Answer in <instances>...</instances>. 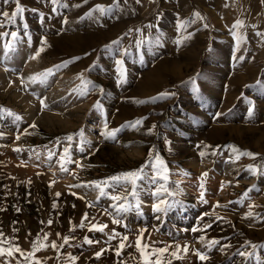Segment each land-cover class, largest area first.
<instances>
[{
	"label": "rangeland",
	"instance_id": "obj_1",
	"mask_svg": "<svg viewBox=\"0 0 264 264\" xmlns=\"http://www.w3.org/2000/svg\"><path fill=\"white\" fill-rule=\"evenodd\" d=\"M19 3L0 16V247L26 248L0 264H144L141 231L162 264H264V0ZM157 156L168 180L153 183ZM139 170L135 195L112 179Z\"/></svg>",
	"mask_w": 264,
	"mask_h": 264
},
{
	"label": "snow or ice",
	"instance_id": "obj_2",
	"mask_svg": "<svg viewBox=\"0 0 264 264\" xmlns=\"http://www.w3.org/2000/svg\"><path fill=\"white\" fill-rule=\"evenodd\" d=\"M14 2L16 4V8H15V10L11 14L9 12H7V11L0 12V16H3L4 18L11 17V20L13 22L15 21L17 15H22L25 12V9L19 3V0H14ZM85 2H86V0H85ZM137 2H139V0H137ZM4 3L5 4L9 3V0H4ZM51 3L53 5H55V4L59 3V0H51ZM117 3H118V0H117ZM78 6L79 5H77V7ZM96 10L100 11L101 13L105 12V8L102 7V6H100V5H97L96 6ZM32 11L35 12L37 10L36 9H33ZM53 11H55V8H53ZM40 15H41V17L43 16L42 13ZM194 15H195V17H197L199 19H203V17H201V14L199 12H195ZM241 25H242V21H237L235 26H241ZM180 26L182 27L183 25L181 24ZM0 27H3V24H0ZM204 27L207 28L208 25L205 24ZM8 35H9V33H7V32L0 33V36H8ZM10 35L13 38H15L17 36V33L16 32H11ZM259 35H264V34H259ZM41 43L42 44H46L47 41L44 40V41H41ZM113 43H116V42L114 41ZM105 47H108V46H105ZM42 51H44V48L43 47L36 53V55L39 56L40 52H42ZM117 63H120V61H117ZM56 67L59 68L60 65H57ZM49 74H51V70H48V72L45 73L44 76L46 77ZM161 95H168V93H163ZM153 99H155V98H153ZM41 103L43 104V101H41ZM141 103H143V102L141 101ZM251 114H252V112L250 110L249 111V115H251ZM17 119H20V118L17 117ZM141 122H142L141 120H136V121L130 123L129 125H127V126H129V127H135L136 125H139ZM32 127H35V125H32ZM116 131H119V129L113 130L111 132H108V133H106V135L109 136V137H115ZM81 135H82V133H81ZM17 139H19V137H17ZM68 139L71 140L72 137L69 136ZM232 150L234 152H239V150L236 149L235 146H232ZM17 151H19V149H17ZM65 152H67V149H65ZM51 155L52 154L50 153L49 156L51 157ZM200 155L203 156L204 153L201 152ZM239 155H247V156H251V157H254L255 156V154L254 153H251V152H239ZM155 159H156V164L153 165V167H157V173H156V176L152 177V182L155 183L157 177H160L163 180L167 181L168 180V176L166 174L167 173V168L164 167L163 161L158 156ZM67 170H68L67 168H64L62 166V171H67ZM141 171L142 170L127 172V173L123 174L122 177H113L112 179H114V180L124 179L126 181H129L131 183V186H132V189H133V191L131 192V195H135L136 181L141 178ZM252 171L255 174V169H252ZM202 176H207V173H203ZM96 186L99 187V185H96ZM201 188H203V184H201ZM161 190H163L164 192H168V189L166 187H164V185H161L160 188H158L156 190V192L153 193V195H157V196L160 195ZM168 194L169 195H173V193H171V192H168ZM57 195H59V193H57ZM101 195H104L103 191H101ZM203 195H204V193L201 192V194H200L201 199H203ZM112 199L113 200H119V199H121V197L120 196H113ZM166 203H167L166 201L161 200L159 203L153 204L152 205L153 210L155 212L166 211L167 209L162 207V205H164ZM53 207H55V205H53ZM120 207L121 208H124L123 205H121ZM124 210L126 211L127 209H124ZM249 215H251V213ZM83 219H87V216H85ZM48 223L51 224L52 221L49 220ZM113 223L119 224L120 221L114 219L113 220ZM84 226L85 225H84L83 220H82L81 221V224L79 225V227L83 228ZM106 227H107V225H92V229H95V230L100 231V232H103L104 228H106ZM207 227H211V225L209 224V225H207ZM57 235H59V234H57ZM0 236H2V233H0ZM46 238H47V234H45V239ZM112 238H114V237H110V239H112ZM142 238H143V231H141L140 235L137 237V240H136V248L141 253V256L143 257V260H144V264H162V261L159 259V256H162L164 253L168 252V248H160V249L155 250V252H153V253H148V252H146V249H148L149 246L146 245V244L145 245H142L141 244ZM127 239H128L127 236H124L123 237V240H122L121 244L118 246V249L116 251V255L117 256L120 255V250L125 247V244L123 243V241H127ZM201 239H203V237H201ZM95 242L98 243V241H95ZM0 243H3V241H0ZM64 243H68V237H64ZM85 243L92 244V243H94V241L91 240V239H88L86 237L85 238ZM218 243H219V241L212 240V241L209 242V247L211 245H215V244H218ZM51 246H52V248H56L57 247V245H56L55 242H53ZM41 247H43V245H41ZM252 247L255 248L257 246L256 245H252ZM33 248H34V250H36V243L35 242H33ZM178 249H179V246H178ZM183 250L185 252H187V247H185ZM14 252L15 253H20L21 255L24 254L23 251H22V249L20 247H14V248H9V249H4L3 247H0V256H4L6 254L7 256L11 257ZM102 252H103V250L101 252H96L95 253V256L97 258H99L102 255ZM151 255H157L158 258L155 261H152L150 259V256ZM195 255L201 261H204V260H207L208 259V257L205 254H203V253H201L199 251H197L195 253ZM239 255L243 256V255H245V253L241 252V253H239ZM172 256H174L176 258H181V257H178L177 256V253L176 252H173L172 253ZM71 259L74 261L77 258L76 257H72ZM37 264H39V262H37Z\"/></svg>",
	"mask_w": 264,
	"mask_h": 264
},
{
	"label": "crops",
	"instance_id": "obj_3",
	"mask_svg": "<svg viewBox=\"0 0 264 264\" xmlns=\"http://www.w3.org/2000/svg\"><path fill=\"white\" fill-rule=\"evenodd\" d=\"M55 237V240H56V242L58 241V242H60V241H62V243L63 244H65L64 243V235L62 234V236H54ZM67 237H69V236H67ZM74 237V236H73ZM77 237L78 236H76V237H74L75 239H74V242H73V240H72V244H70V242H69V240H68V243H67V247L70 249V250H83L85 247H87V246H89L88 244L86 245L85 244V238H86V236H84L85 238L83 239V241H81V242H79L78 244H76L77 242H75L76 240H77ZM61 243V242H60ZM76 244V245H75ZM63 246H66V244L65 245H63ZM68 252L69 251H67V254H66V258H64L63 260L64 261H66V263H68V261L70 260V256H68Z\"/></svg>",
	"mask_w": 264,
	"mask_h": 264
},
{
	"label": "bare ground",
	"instance_id": "obj_4",
	"mask_svg": "<svg viewBox=\"0 0 264 264\" xmlns=\"http://www.w3.org/2000/svg\"><path fill=\"white\" fill-rule=\"evenodd\" d=\"M32 51V50H31ZM26 57V56H25ZM32 60H34V59H32ZM8 62H10L9 60H8ZM14 62H16V61H14ZM19 61H17L16 63H18ZM1 63V62H0ZM28 63H31V59L29 60V62ZM4 66L2 65V64H0V75L1 76H7V74H9L10 73V71H7V73L5 72V69L3 68ZM7 68V67H6ZM10 76V75H9ZM41 88V87H40ZM39 88V89H40ZM38 102H35V99L33 98V97H30V96H28V97H26V105H28L29 107L30 106H32V107H38V105L39 104H37ZM38 110V109H37ZM46 173V172H45ZM49 175V174H48ZM48 175L46 174V177H48ZM48 178H50V177H48ZM48 241L46 242V244L44 243V246H43V250L44 251H47L48 252ZM23 249L22 250H24V248H26V246H23L22 247ZM26 251V250H25ZM46 256H48V255H46ZM35 263V262H34Z\"/></svg>",
	"mask_w": 264,
	"mask_h": 264
}]
</instances>
